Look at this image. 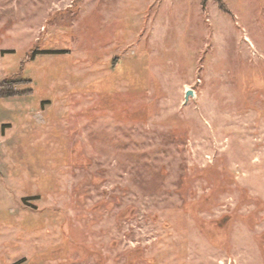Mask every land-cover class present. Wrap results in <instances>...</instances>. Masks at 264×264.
Instances as JSON below:
<instances>
[{
    "label": "rangeland",
    "instance_id": "obj_1",
    "mask_svg": "<svg viewBox=\"0 0 264 264\" xmlns=\"http://www.w3.org/2000/svg\"><path fill=\"white\" fill-rule=\"evenodd\" d=\"M5 81L0 264H264V0H0Z\"/></svg>",
    "mask_w": 264,
    "mask_h": 264
},
{
    "label": "trees",
    "instance_id": "obj_2",
    "mask_svg": "<svg viewBox=\"0 0 264 264\" xmlns=\"http://www.w3.org/2000/svg\"><path fill=\"white\" fill-rule=\"evenodd\" d=\"M15 84V82L11 81L0 83V97L19 95V93L23 94V92H20L14 88Z\"/></svg>",
    "mask_w": 264,
    "mask_h": 264
},
{
    "label": "water",
    "instance_id": "obj_3",
    "mask_svg": "<svg viewBox=\"0 0 264 264\" xmlns=\"http://www.w3.org/2000/svg\"><path fill=\"white\" fill-rule=\"evenodd\" d=\"M185 95H186V98H187L189 95H192V91L188 90Z\"/></svg>",
    "mask_w": 264,
    "mask_h": 264
},
{
    "label": "crops",
    "instance_id": "obj_4",
    "mask_svg": "<svg viewBox=\"0 0 264 264\" xmlns=\"http://www.w3.org/2000/svg\"><path fill=\"white\" fill-rule=\"evenodd\" d=\"M4 130H5L4 132L6 133L7 132V126L5 127ZM0 137H2V134L0 135Z\"/></svg>",
    "mask_w": 264,
    "mask_h": 264
}]
</instances>
